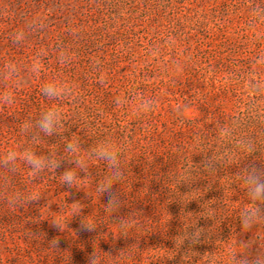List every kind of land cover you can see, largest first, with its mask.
I'll list each match as a JSON object with an SVG mask.
<instances>
[{"label":"rangeland","instance_id":"374dc122","mask_svg":"<svg viewBox=\"0 0 264 264\" xmlns=\"http://www.w3.org/2000/svg\"><path fill=\"white\" fill-rule=\"evenodd\" d=\"M20 31L24 40L13 43ZM59 50L71 57L65 65ZM52 78L71 84L72 95L45 100L39 89ZM7 91L14 102H0V159L19 154L24 123L58 104L61 135L79 137L84 150L118 148L125 178L112 186L123 203L108 215L83 172L80 189L59 183L71 167L65 161L35 178L19 162L14 173L0 169V264H228L227 253L264 245V229L240 231L239 209L250 205L236 183L243 166L264 165V0H0V93ZM140 96L155 108L134 119ZM229 123L258 152L213 175L188 173L203 153L221 159L229 150L216 135ZM63 137L44 138L37 151ZM89 163V174L100 173L102 165ZM13 190L39 198L13 208ZM83 221L96 225L87 230ZM189 223L199 239L178 245Z\"/></svg>","mask_w":264,"mask_h":264},{"label":"clouds","instance_id":"9594fccd","mask_svg":"<svg viewBox=\"0 0 264 264\" xmlns=\"http://www.w3.org/2000/svg\"><path fill=\"white\" fill-rule=\"evenodd\" d=\"M25 38L23 31L17 32L13 36V43L20 44ZM71 57L65 50H59L57 55V63L65 65L70 61ZM33 74L40 71V58L33 60L30 69ZM9 77H15L18 69L16 65L9 64L6 68ZM40 95L50 102H60L73 93V86L67 82L57 78L49 79L40 86ZM0 102L11 104L14 102V94L11 91L0 93ZM118 105H125V98H117L115 101ZM155 101L152 98L143 96L137 97L133 104L130 115L134 119L144 118L154 110ZM63 113L59 110L58 104L43 108L38 115L24 123L21 127L22 134L26 137L24 146L19 150H10L6 152L0 159V169L14 173L17 171V162L22 164L31 173L33 178L40 176L42 173L55 170L60 167L62 161L67 162L71 167L65 168L59 175L61 185L67 188L78 187V182L83 178H88L93 185L94 190L103 204V211L108 215L116 211L123 203L119 197V193L113 191L112 186L121 184L124 181V168L119 159L120 151L109 143L93 144L86 150L80 146L79 137L73 138L71 135L63 137L61 134L64 129ZM58 135L63 137L59 143H53V147L48 148L47 152H38L40 147L39 141L44 138ZM217 141L221 149L227 147L229 150L222 152L221 159H216L211 152H205L204 159L200 166L192 164L187 168V172L192 175H213L218 167H222L223 163L229 159H237L238 156H251L258 152L257 144L254 140L246 135H237V125L229 123L221 125L217 129ZM62 145V147H61ZM95 160L102 165L100 173L95 175L89 174L90 161ZM78 172L85 175L81 178ZM237 184H242L240 191L245 197L248 207L239 209L237 216L241 232H248L254 228L264 229V165L257 167L249 164L242 167V171L236 178ZM39 198L38 193L20 192L13 190L8 194L6 202L10 207L22 208L30 202ZM83 227L91 230L96 224L94 222H82ZM194 223H189L185 227V231L179 236L178 245L184 240L195 243L200 236V230L188 232L187 228ZM260 240V237L257 236ZM228 264H264V245L259 244V250L253 254L246 245L242 252H229Z\"/></svg>","mask_w":264,"mask_h":264}]
</instances>
